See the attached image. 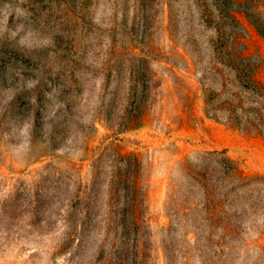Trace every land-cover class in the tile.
I'll list each match as a JSON object with an SVG mask.
<instances>
[{
  "label": "rangeland",
  "instance_id": "1",
  "mask_svg": "<svg viewBox=\"0 0 264 264\" xmlns=\"http://www.w3.org/2000/svg\"><path fill=\"white\" fill-rule=\"evenodd\" d=\"M196 4L0 0V264H264V215L239 217L221 247L189 211L200 195L187 171L206 154L264 180V137L206 113L188 43L207 53L218 17L210 7L205 26ZM235 17L264 82V36ZM142 99L139 124L124 125ZM133 157L139 221L126 233L131 203L112 181Z\"/></svg>",
  "mask_w": 264,
  "mask_h": 264
},
{
  "label": "trees",
  "instance_id": "2",
  "mask_svg": "<svg viewBox=\"0 0 264 264\" xmlns=\"http://www.w3.org/2000/svg\"><path fill=\"white\" fill-rule=\"evenodd\" d=\"M203 9L205 26H212L214 15L210 7L215 9L216 37L206 40V52L202 53L193 40L188 43L199 66V82L204 93L206 113L216 121H225L249 134L264 137V82L257 77V68L253 59L248 57L245 46L240 43L238 24L235 13H243L248 21L264 36V3L254 0L244 4L239 0H196ZM196 4V5H197ZM145 88L149 83L145 82ZM144 99L133 108L124 125L137 126L144 112ZM121 170L116 173L114 184L122 186L131 206L124 215L123 230L135 233L138 229V212L136 203L139 200L136 174L140 165L137 158H122ZM195 169H188L190 178L189 193H198V204L189 208L193 215V226L201 225L210 232L219 231L218 244L227 245L237 235L235 221L243 216L264 215L259 205L260 187L264 188V180L243 176L238 164L226 157L224 153H209L201 157ZM248 201L250 209L241 214L229 213L231 208ZM130 235H128L129 240ZM120 264H142L135 261H124Z\"/></svg>",
  "mask_w": 264,
  "mask_h": 264
}]
</instances>
